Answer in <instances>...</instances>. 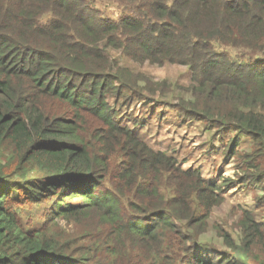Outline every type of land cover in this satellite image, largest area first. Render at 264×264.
I'll return each instance as SVG.
<instances>
[{"label": "trees", "instance_id": "1", "mask_svg": "<svg viewBox=\"0 0 264 264\" xmlns=\"http://www.w3.org/2000/svg\"><path fill=\"white\" fill-rule=\"evenodd\" d=\"M112 46L187 66L196 102L167 106L216 125L220 141L233 130L224 159L241 135L264 145V0H0V264H264V220L246 206L237 239L217 224L225 248L199 238L233 181L264 190L259 153L238 155V178L207 181L138 138L117 111L150 97ZM38 202L36 227L17 208ZM70 220L89 246L71 247L59 230Z\"/></svg>", "mask_w": 264, "mask_h": 264}, {"label": "rangeland", "instance_id": "2", "mask_svg": "<svg viewBox=\"0 0 264 264\" xmlns=\"http://www.w3.org/2000/svg\"><path fill=\"white\" fill-rule=\"evenodd\" d=\"M103 12L110 16L120 15L113 7ZM230 15L234 14L227 13L225 17L229 19ZM205 25L208 33L217 31L213 23L207 21ZM242 29L239 27L238 32ZM241 39L242 37L232 34L224 37V41L234 43H238ZM106 50L117 59L114 67L118 70L128 68L131 74L128 79L137 84V89L150 97L145 99V96H142L139 100L133 99L129 105H122L117 111L120 122L128 125L138 138L156 149L161 148L172 153L184 166L200 169L207 181H211L216 174L226 178H238V174H245L238 156L241 154L259 153L255 159L251 160L258 164V168L264 169V145L261 146L249 137L241 135L234 156L224 159L227 157L222 156L223 141L233 134V130H225L223 139L220 141L218 136H213L217 129L216 125H206L205 121L199 122L189 118L182 121L176 115V111L167 106L168 102L172 104L196 102V98L190 94L187 66L170 62L158 64L149 59L133 60L131 56L124 54L123 47H106ZM209 144L214 145L211 150H208ZM7 146L3 145L0 153L10 154V147ZM224 196L225 198L210 211L206 228L199 236L202 241L209 242L219 249L225 248V244L223 235L216 229L217 224H221L230 231L233 238H238L239 230L235 225L241 217L238 206H246L254 210L257 219L264 220V206L255 203L257 197L264 199V190L260 186H241L237 181H233ZM45 204V202H38L32 206L18 207L20 219L33 226H40L42 222L40 211ZM60 225L62 228L59 230L68 231L71 235L69 237L73 240L71 247H77L81 243L89 246V237L83 235L78 238V234L85 227L83 222L61 221ZM254 259H251V263H255Z\"/></svg>", "mask_w": 264, "mask_h": 264}]
</instances>
